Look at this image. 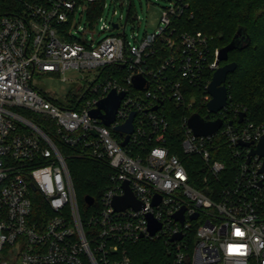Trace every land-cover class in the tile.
Listing matches in <instances>:
<instances>
[{
    "label": "built area",
    "instance_id": "2783aa9c",
    "mask_svg": "<svg viewBox=\"0 0 264 264\" xmlns=\"http://www.w3.org/2000/svg\"><path fill=\"white\" fill-rule=\"evenodd\" d=\"M95 1L0 0V264H132L126 245L154 238L166 239L175 264H264V174L257 157L248 162L264 121L253 122L233 101L227 81L226 106L217 113L207 109L208 86L222 64L219 49L213 51L202 33L174 38L175 22L189 15V0H171L156 30L134 44L125 33L129 16L124 24H103L101 30L119 32L100 42L71 34L76 13ZM163 50L171 54L159 61ZM68 70L92 78L66 104L34 86L37 75ZM136 76L145 80L143 89L135 88ZM194 88L204 92L206 115L200 116L222 121L208 136L189 127ZM113 91L125 96L107 126L91 112ZM169 104L185 113L181 156L168 141ZM133 113V132L122 146L128 134L117 128ZM40 118L54 122L63 146L108 165L96 212L82 215L66 157ZM225 150L233 169L222 160ZM197 162L204 188L193 176ZM126 184L140 209L116 211L112 203L126 195ZM182 209L180 222L175 214ZM149 216L161 224L154 236ZM178 234L182 238L172 241Z\"/></svg>",
    "mask_w": 264,
    "mask_h": 264
},
{
    "label": "trees",
    "instance_id": "16d2710c",
    "mask_svg": "<svg viewBox=\"0 0 264 264\" xmlns=\"http://www.w3.org/2000/svg\"><path fill=\"white\" fill-rule=\"evenodd\" d=\"M125 2L126 0H116ZM129 20L133 16V5L129 0ZM189 15L182 16L175 22L178 39L184 32H200L209 40V45L214 51L227 46L240 27H244L250 36L251 42L243 49H236L229 54L228 62L238 64L234 73L228 75L227 85L233 101L247 109L248 116L255 123L264 121V0H189ZM105 0H96L90 3L87 11V20L93 23L103 10ZM157 54V52H156ZM159 54V53H158ZM171 54L163 50L158 56L162 61ZM225 64V63H222ZM211 74L207 75V81ZM197 95L193 108L188 113L206 115L204 92L193 89ZM181 108L172 104L167 106L166 118L169 121L168 141L174 147H179L178 155H182V117ZM41 119V118H40ZM40 127L58 145L66 157L72 181L77 192L78 203L82 215L96 212L99 209L98 201L107 189L111 171L104 161H97L81 155L79 150L63 146L56 132L54 122L41 119ZM53 125V126H52ZM224 158L229 169H233L235 162L230 157L228 150ZM219 158V157H218ZM200 163H195L193 176L195 183L204 188L203 174L198 169ZM85 196L95 199V204L89 207ZM46 209V208H45ZM48 209V208H47ZM87 238L89 229L85 228ZM127 253L132 264H175L173 256L167 250V241L163 238L141 240L137 243L126 245Z\"/></svg>",
    "mask_w": 264,
    "mask_h": 264
},
{
    "label": "water",
    "instance_id": "95a60500",
    "mask_svg": "<svg viewBox=\"0 0 264 264\" xmlns=\"http://www.w3.org/2000/svg\"><path fill=\"white\" fill-rule=\"evenodd\" d=\"M130 9L127 11V16L129 14ZM117 27V25H115ZM251 42L250 36L246 33L244 27H240L233 37L232 41L225 47L219 49L218 53V61L217 64L220 66L215 73L213 74L211 83L208 86V93L212 96L211 101L207 104V109L211 112L217 113L221 109H223L228 100V90L226 87V81L228 75L234 73L238 67L236 62H228L230 52L236 49H243ZM134 86L137 89H143L145 85V80L141 76H136L133 79ZM125 94H116L113 91L106 99L102 100L99 103V108L95 111L91 112V116L94 118H99L103 120L104 124L109 126L111 125L116 118V114L121 105V101L124 98ZM101 110H105L106 114L103 115ZM245 116L244 113L241 114V120ZM135 118V113L131 115L127 123L123 126L117 128L118 131L128 134L125 141L122 143V146H125L129 140V135L133 132V120ZM240 120V121H241ZM222 126V121L217 120L214 122L207 121V118H202L199 114L194 113L191 115L189 119V127L193 130L196 136H208L215 132H217ZM245 146H250V144H243ZM254 157L258 158V161L261 162V168L259 169V173L264 174V135L261 137L258 142L256 148L251 149L249 153L248 162L251 163ZM127 189V193L125 196L116 198L112 206L116 211H124L130 207L135 209H140V203L135 200L133 194L128 189L127 184L125 185ZM85 203L88 206H91L95 199L91 196H85ZM158 203L156 200L155 204ZM184 209L175 214V218L180 222L184 221ZM193 219L197 218V215L192 217ZM161 229V224L158 223L152 216H149V233L151 236H154ZM182 238L181 234L175 235L171 240H180Z\"/></svg>",
    "mask_w": 264,
    "mask_h": 264
},
{
    "label": "rangeland",
    "instance_id": "374dc122",
    "mask_svg": "<svg viewBox=\"0 0 264 264\" xmlns=\"http://www.w3.org/2000/svg\"><path fill=\"white\" fill-rule=\"evenodd\" d=\"M129 0L123 5L120 1L105 0V7L98 17L90 26L85 23L87 20V11L81 9L76 13L72 23L70 24V32L77 39H87L89 41L100 42L108 35L117 34V30H101V26L111 25L112 22L125 23L127 11L129 8ZM133 5V16L126 25V36L128 40L134 44L135 37L138 39L146 32H154L158 27L163 10L170 6L171 0H131ZM83 14V17L80 15ZM122 17V19H120ZM78 27H82L79 30ZM84 31V35L83 34ZM67 81H63V79ZM92 78L87 73L75 70H68L61 76L37 75L34 78V86L42 90L48 96L58 99L62 104H66V99L71 93L82 86H86L87 82Z\"/></svg>",
    "mask_w": 264,
    "mask_h": 264
}]
</instances>
